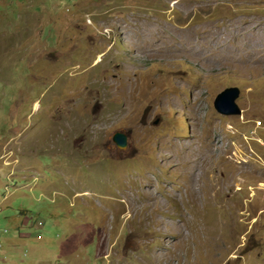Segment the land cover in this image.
<instances>
[{"label":"rangeland","instance_id":"rangeland-1","mask_svg":"<svg viewBox=\"0 0 264 264\" xmlns=\"http://www.w3.org/2000/svg\"><path fill=\"white\" fill-rule=\"evenodd\" d=\"M0 264H264V0H0Z\"/></svg>","mask_w":264,"mask_h":264},{"label":"water","instance_id":"water-1","mask_svg":"<svg viewBox=\"0 0 264 264\" xmlns=\"http://www.w3.org/2000/svg\"><path fill=\"white\" fill-rule=\"evenodd\" d=\"M240 95V89L236 86L228 87L217 94L214 100L215 109L223 115H240L242 109L237 103ZM113 141L120 148H126L128 145V137L123 132H116Z\"/></svg>","mask_w":264,"mask_h":264},{"label":"bare ground","instance_id":"bare-ground-1","mask_svg":"<svg viewBox=\"0 0 264 264\" xmlns=\"http://www.w3.org/2000/svg\"><path fill=\"white\" fill-rule=\"evenodd\" d=\"M175 46H176V45H175ZM175 46H173V47H175ZM177 46H178V45H177ZM168 48H170V46H168V47H164L163 50L166 52ZM176 48H177V47H176ZM184 49H186V48H184ZM184 49H183V50H184ZM173 51H174V50H173ZM182 52H184V51H182ZM196 53H197V52H196Z\"/></svg>","mask_w":264,"mask_h":264},{"label":"clouds","instance_id":"clouds-1","mask_svg":"<svg viewBox=\"0 0 264 264\" xmlns=\"http://www.w3.org/2000/svg\"><path fill=\"white\" fill-rule=\"evenodd\" d=\"M231 87H233V86H231ZM237 87V86H236ZM228 88V87H227ZM226 89V88H225ZM215 107V106H214Z\"/></svg>","mask_w":264,"mask_h":264}]
</instances>
